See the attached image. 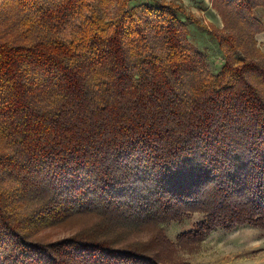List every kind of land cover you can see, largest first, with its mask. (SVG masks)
Returning <instances> with one entry per match:
<instances>
[{
	"label": "trees",
	"instance_id": "16d2710c",
	"mask_svg": "<svg viewBox=\"0 0 264 264\" xmlns=\"http://www.w3.org/2000/svg\"><path fill=\"white\" fill-rule=\"evenodd\" d=\"M218 1L214 73L178 4L0 0V264H188L177 246L264 228V0Z\"/></svg>",
	"mask_w": 264,
	"mask_h": 264
},
{
	"label": "rangeland",
	"instance_id": "374dc122",
	"mask_svg": "<svg viewBox=\"0 0 264 264\" xmlns=\"http://www.w3.org/2000/svg\"><path fill=\"white\" fill-rule=\"evenodd\" d=\"M172 2L185 8V14L179 17L186 22L188 39L192 46L204 54L208 67L217 73L226 61V49L222 48L218 38L213 34H227L222 18V7L218 0H130L131 5L143 7L144 3ZM115 8V6H114ZM261 13L260 9H256ZM264 18V13H261ZM188 17H191L189 19ZM264 23V19H263ZM236 30V28L234 29ZM256 48L264 52V32L256 35ZM203 214L195 212L189 219L182 222H165L167 236L173 242L181 232L190 230ZM97 216L78 214L62 222L60 225L46 227L38 232L42 241L61 240L79 232L90 229ZM151 225H145L142 231L131 235V239L143 240L154 233ZM173 254L174 262L188 264H264V228L240 226L233 231L217 230L200 243L177 246Z\"/></svg>",
	"mask_w": 264,
	"mask_h": 264
},
{
	"label": "crops",
	"instance_id": "0c3cea01",
	"mask_svg": "<svg viewBox=\"0 0 264 264\" xmlns=\"http://www.w3.org/2000/svg\"><path fill=\"white\" fill-rule=\"evenodd\" d=\"M258 9L261 10V13H264V9H263L262 6H259ZM256 12H257V10H256ZM256 12H255V15H256L258 18H261V17H262V16H261V13H257V14H256ZM261 19H262V21H263L264 18H261Z\"/></svg>",
	"mask_w": 264,
	"mask_h": 264
}]
</instances>
